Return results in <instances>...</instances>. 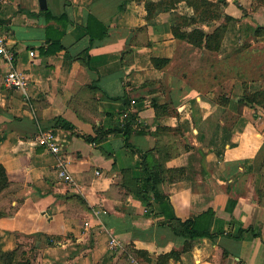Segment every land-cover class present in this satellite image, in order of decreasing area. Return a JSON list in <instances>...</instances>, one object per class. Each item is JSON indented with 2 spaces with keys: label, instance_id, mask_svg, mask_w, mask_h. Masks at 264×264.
<instances>
[{
  "label": "crops",
  "instance_id": "crops-1",
  "mask_svg": "<svg viewBox=\"0 0 264 264\" xmlns=\"http://www.w3.org/2000/svg\"><path fill=\"white\" fill-rule=\"evenodd\" d=\"M147 1L1 0L14 53L0 56V162L13 178L0 194L3 247L22 244L31 264H264V103L240 102L264 91V4L226 0L214 51L174 35L185 0L150 20ZM12 67L27 87L7 83ZM130 112L128 139L106 135ZM49 129L59 153L38 142ZM145 152L177 216L214 210L213 237L177 233L153 192L137 194Z\"/></svg>",
  "mask_w": 264,
  "mask_h": 264
},
{
  "label": "trees",
  "instance_id": "trees-1",
  "mask_svg": "<svg viewBox=\"0 0 264 264\" xmlns=\"http://www.w3.org/2000/svg\"><path fill=\"white\" fill-rule=\"evenodd\" d=\"M182 0H151L146 2V17L147 19L154 18L158 13L168 9H177L178 3ZM186 4L192 8L190 14H173L171 29L177 38L185 39L197 47H204L209 50L217 51L220 49L224 33L227 29V22L230 15L224 12V5L226 0H185ZM255 6L264 4V0H253ZM224 18L223 22L214 28L213 31L207 32L201 24L204 22H212L214 20H220ZM190 27V29H188ZM258 33L262 31L261 27H257ZM263 32V31H262ZM158 60V59H155ZM162 63H167V59L161 60ZM241 103H264V91L258 90L254 92H247ZM156 107L160 105L156 104ZM135 118V113H129L123 127L106 129V135L112 132L123 131L126 138L130 136L132 132V123ZM52 125L55 127L60 124L61 127L73 129L71 124L62 122L60 117L52 120ZM99 133V132H98ZM105 135V136H106ZM87 139L94 141L97 137L91 135L86 136ZM143 169L147 172V177L136 180L138 188L137 194L146 198L145 192H153L154 198L157 200L160 212L164 214L166 218V224L171 226L177 233L184 234L188 238L210 236L214 234L211 232V224L214 218V210L212 208L202 211L193 217L182 218L176 215L174 207L171 203L170 197L161 189V184L164 181L163 171L160 165L157 164L150 157V153L145 152L143 154ZM13 178L10 176L4 164L0 162V194L11 186ZM262 200V198H261ZM260 200V201H261ZM262 202V201H261ZM5 214V211L0 208V218ZM175 220L181 225L182 229H178ZM219 230L218 233H220ZM190 247V241H185L184 250ZM179 251L172 250L171 252L161 254V257H171ZM32 259L30 257V250L26 249L22 244H18L13 249H5L3 247L2 235L0 234V264H31Z\"/></svg>",
  "mask_w": 264,
  "mask_h": 264
},
{
  "label": "built area",
  "instance_id": "built-area-1",
  "mask_svg": "<svg viewBox=\"0 0 264 264\" xmlns=\"http://www.w3.org/2000/svg\"><path fill=\"white\" fill-rule=\"evenodd\" d=\"M7 39H8L7 35L4 32H2L0 29V56L3 57L7 62L12 63L14 59V53L8 47ZM35 53H36L35 50L30 51L31 55H35ZM6 81L10 85H17L23 87H27L28 85L27 77L23 73L15 70L13 67L6 74ZM38 142L41 145H45L50 150L56 153H59L62 148V143L59 141L57 134L51 129L41 130V132L38 135ZM57 168H58L57 172L59 176L64 177L67 180L72 179V175L69 172L63 160L59 161V163L57 164ZM112 243L113 244L115 243V239L112 240Z\"/></svg>",
  "mask_w": 264,
  "mask_h": 264
},
{
  "label": "water",
  "instance_id": "water-1",
  "mask_svg": "<svg viewBox=\"0 0 264 264\" xmlns=\"http://www.w3.org/2000/svg\"><path fill=\"white\" fill-rule=\"evenodd\" d=\"M41 7H46L47 0H39Z\"/></svg>",
  "mask_w": 264,
  "mask_h": 264
},
{
  "label": "rangeland",
  "instance_id": "rangeland-1",
  "mask_svg": "<svg viewBox=\"0 0 264 264\" xmlns=\"http://www.w3.org/2000/svg\"><path fill=\"white\" fill-rule=\"evenodd\" d=\"M188 29H190V27Z\"/></svg>",
  "mask_w": 264,
  "mask_h": 264
}]
</instances>
